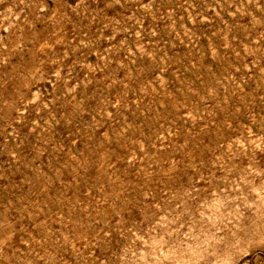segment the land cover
I'll return each mask as SVG.
<instances>
[{"label": "rangeland", "instance_id": "rangeland-1", "mask_svg": "<svg viewBox=\"0 0 264 264\" xmlns=\"http://www.w3.org/2000/svg\"><path fill=\"white\" fill-rule=\"evenodd\" d=\"M0 264H264V0H0Z\"/></svg>", "mask_w": 264, "mask_h": 264}, {"label": "bare ground", "instance_id": "bare-ground-1", "mask_svg": "<svg viewBox=\"0 0 264 264\" xmlns=\"http://www.w3.org/2000/svg\"><path fill=\"white\" fill-rule=\"evenodd\" d=\"M206 230V229H205ZM212 233V232H211ZM205 237V236H204ZM207 243V242H206ZM214 244V243H213ZM169 260V259H168ZM170 261V260H169Z\"/></svg>", "mask_w": 264, "mask_h": 264}]
</instances>
